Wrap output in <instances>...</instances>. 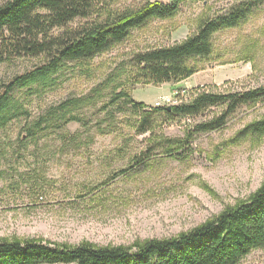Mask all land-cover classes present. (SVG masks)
<instances>
[{
	"label": "rangeland",
	"instance_id": "rangeland-1",
	"mask_svg": "<svg viewBox=\"0 0 264 264\" xmlns=\"http://www.w3.org/2000/svg\"><path fill=\"white\" fill-rule=\"evenodd\" d=\"M171 1L106 3L126 11L147 2ZM244 1L248 0L186 1L175 18L151 20L94 60L66 63L47 88L15 91L13 99L32 118L13 121L0 131V240L131 246L178 237L251 198L264 184V139L239 141L236 135L264 119V101L240 108L221 130L210 133L192 131L220 109L175 122L156 117V137L189 139L176 158L163 155L161 149L153 152L151 133L138 135L140 115L129 106L123 103L122 112L113 109L111 114L102 108L122 90L151 108H170L201 91L230 94L264 86V0L244 24L214 35L212 55L192 62L194 76L157 86L132 80L135 55L180 44L197 33L201 21ZM45 63L44 58L27 57L1 62L0 97L15 78ZM95 90L102 98L98 106L80 113L88 128L71 123L65 134H47L36 144L26 141L31 121L67 99L91 96ZM240 264H264V248Z\"/></svg>",
	"mask_w": 264,
	"mask_h": 264
},
{
	"label": "trees",
	"instance_id": "trees-1",
	"mask_svg": "<svg viewBox=\"0 0 264 264\" xmlns=\"http://www.w3.org/2000/svg\"><path fill=\"white\" fill-rule=\"evenodd\" d=\"M186 1L199 0H172L169 4L147 2L126 11L111 9L107 0H0V63L24 57L46 61L42 67L15 78L6 87L0 97V131L13 121L32 118L29 110L13 99L15 91L47 88L66 63L94 60L151 20L175 18ZM258 2L244 1L226 13L201 21L197 33L180 44L135 55L133 63L137 72L132 76L133 82L157 86L194 76L197 70L192 62L212 55L214 35L244 24L252 10L261 4ZM78 21L86 23L75 26ZM94 92L49 108L26 127V141L36 144L47 134H65L71 123L88 128L89 123L80 113L98 106L102 98L98 90ZM263 101L264 86H261L230 94L201 91L170 109L151 108L122 90L102 108L111 114L113 109L122 112L123 103L129 106L140 115L138 135L151 133L153 152L161 149L163 155L176 158L182 156L180 152L189 139H170L163 134L156 137L153 134L156 117L175 122L180 118L200 117L213 108L220 109L219 114L197 124L192 131L193 134L210 133L221 130L240 108ZM254 137L264 139V119L247 125L237 133L236 140ZM263 248L264 184L247 201L175 238L113 247L87 242L69 246L37 240H0V264H240L254 250Z\"/></svg>",
	"mask_w": 264,
	"mask_h": 264
},
{
	"label": "bare ground",
	"instance_id": "bare-ground-1",
	"mask_svg": "<svg viewBox=\"0 0 264 264\" xmlns=\"http://www.w3.org/2000/svg\"><path fill=\"white\" fill-rule=\"evenodd\" d=\"M170 109V108H169Z\"/></svg>",
	"mask_w": 264,
	"mask_h": 264
}]
</instances>
